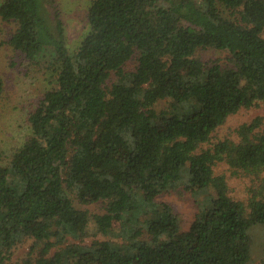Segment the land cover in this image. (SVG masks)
I'll return each instance as SVG.
<instances>
[{
  "label": "trees",
  "instance_id": "obj_1",
  "mask_svg": "<svg viewBox=\"0 0 264 264\" xmlns=\"http://www.w3.org/2000/svg\"><path fill=\"white\" fill-rule=\"evenodd\" d=\"M0 17L26 58L51 52L54 79L0 164V264L26 237L32 254L13 264H249L250 227L264 224L263 115L211 139L239 109L264 110V0H91L73 53L53 0H2ZM207 48L226 62L202 60ZM246 175V197L231 195L229 178ZM179 185L214 189L185 230L170 203L150 208ZM112 220L121 239L82 242Z\"/></svg>",
  "mask_w": 264,
  "mask_h": 264
},
{
  "label": "rangeland",
  "instance_id": "obj_2",
  "mask_svg": "<svg viewBox=\"0 0 264 264\" xmlns=\"http://www.w3.org/2000/svg\"><path fill=\"white\" fill-rule=\"evenodd\" d=\"M90 1L53 0L63 20L67 45L72 53L76 51L87 31L86 8ZM1 2L2 0H0V4ZM50 10L53 11L52 7H50ZM15 28V22L6 21L0 17V78L2 80L0 91V164H7L11 160L14 151L21 146L29 135L28 112L36 106L44 90L50 87L54 80L53 73L49 68L51 52L48 49L44 50L36 59L30 60L8 43V39ZM262 36L264 37V30ZM196 54L202 60L217 59L221 63L226 62V57L229 55L227 50L215 48L199 49ZM194 103L195 101H191L189 104L194 105ZM167 106V101H161L157 104V109L166 108ZM258 115H263L264 120V110L260 106L239 109L213 132L211 140L216 141L225 137L236 139V127ZM252 179L248 175L229 178L231 195L245 198L247 187L254 182ZM69 194L75 205L85 208L90 214L104 212L103 202L93 201L83 204L73 194L70 192ZM213 196L214 189L197 190L191 193L183 189L182 185H179L176 189L170 188L157 196L155 204L153 203L150 208H155L159 201L170 203L178 214L181 229L185 230L191 224L196 213L208 205ZM108 226L111 231L107 235H87L82 242L89 243L96 237L112 239L117 237L116 239H121L120 236L113 234V232L119 230L120 221L112 220L108 223ZM250 233L252 247L249 264H264V224H252ZM69 241L78 242L80 240L69 237ZM33 242L34 240L31 237H26L16 244L5 262L13 264L20 261L28 252H31V248L34 247H31ZM40 253L49 254L50 252L46 251L44 247H37L33 251L34 255Z\"/></svg>",
  "mask_w": 264,
  "mask_h": 264
}]
</instances>
